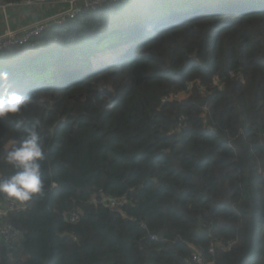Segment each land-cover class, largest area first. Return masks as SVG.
Wrapping results in <instances>:
<instances>
[{
  "label": "trees",
  "instance_id": "trees-1",
  "mask_svg": "<svg viewBox=\"0 0 264 264\" xmlns=\"http://www.w3.org/2000/svg\"><path fill=\"white\" fill-rule=\"evenodd\" d=\"M6 199L0 264H264V0H118L0 51Z\"/></svg>",
  "mask_w": 264,
  "mask_h": 264
},
{
  "label": "built area",
  "instance_id": "built-area-1",
  "mask_svg": "<svg viewBox=\"0 0 264 264\" xmlns=\"http://www.w3.org/2000/svg\"><path fill=\"white\" fill-rule=\"evenodd\" d=\"M118 0H26L27 3L38 4H66L67 9L54 14L51 17H45L39 20V22L24 27L21 30H6L0 35V51H3L9 47L21 46L28 42L32 37L39 36L48 27L53 25H61L68 20H73L82 10L95 11L97 8L109 4L116 3ZM82 3V7L78 5ZM16 4L8 3L4 4L0 2V11H4L8 7H13ZM182 96L175 95L171 98H180ZM101 204L105 207L115 210L120 209L126 204V199H108L102 198ZM15 206L14 199H6L4 203H0V242L2 247L7 251V255L11 261H16L18 257L17 250L20 245V236L17 231L8 224H5L3 219L6 216L7 210H11ZM76 219L75 215H72L71 222ZM233 243H229L226 248H229ZM225 248V247H224ZM225 248V249H226ZM188 264H212L207 263L204 258L195 251Z\"/></svg>",
  "mask_w": 264,
  "mask_h": 264
},
{
  "label": "crops",
  "instance_id": "crops-1",
  "mask_svg": "<svg viewBox=\"0 0 264 264\" xmlns=\"http://www.w3.org/2000/svg\"><path fill=\"white\" fill-rule=\"evenodd\" d=\"M67 9L66 4H38L21 2L0 11V35L6 30H21L28 24L39 19L51 17L54 14ZM18 255H21V249H18ZM3 253V247L0 242V256Z\"/></svg>",
  "mask_w": 264,
  "mask_h": 264
},
{
  "label": "rangeland",
  "instance_id": "rangeland-1",
  "mask_svg": "<svg viewBox=\"0 0 264 264\" xmlns=\"http://www.w3.org/2000/svg\"><path fill=\"white\" fill-rule=\"evenodd\" d=\"M231 8H234V7H231ZM177 18H182V17H177ZM39 20H41V19H39ZM39 20H37V21H35V22H33V23H30V24H28L27 26H29V25H31V24H34V23H37V22H39ZM24 28V27H23ZM23 28H21V29H23ZM12 31V30H11ZM187 96H182V97H180V98H177V100L178 101H181V100H183L184 98H186ZM173 98H171V100H172ZM170 100V101H171ZM17 260L18 261H16V262H20L21 260H23V258H22V256H19L18 255V257H17Z\"/></svg>",
  "mask_w": 264,
  "mask_h": 264
},
{
  "label": "clouds",
  "instance_id": "clouds-1",
  "mask_svg": "<svg viewBox=\"0 0 264 264\" xmlns=\"http://www.w3.org/2000/svg\"><path fill=\"white\" fill-rule=\"evenodd\" d=\"M117 2H118V1H117ZM117 2H116V3H117ZM109 4H115V3H109ZM105 5H106V4H105ZM103 6H104V5H103ZM177 16H178V17L185 18V17H186V14H178Z\"/></svg>",
  "mask_w": 264,
  "mask_h": 264
},
{
  "label": "water",
  "instance_id": "water-1",
  "mask_svg": "<svg viewBox=\"0 0 264 264\" xmlns=\"http://www.w3.org/2000/svg\"><path fill=\"white\" fill-rule=\"evenodd\" d=\"M78 7H82V3H80V4L78 5Z\"/></svg>",
  "mask_w": 264,
  "mask_h": 264
}]
</instances>
